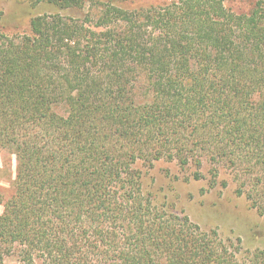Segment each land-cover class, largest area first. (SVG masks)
<instances>
[{"label": "trees", "instance_id": "1", "mask_svg": "<svg viewBox=\"0 0 264 264\" xmlns=\"http://www.w3.org/2000/svg\"><path fill=\"white\" fill-rule=\"evenodd\" d=\"M61 8L84 0H50ZM1 16V15H0ZM0 34V149L15 157L0 264H264L154 201L155 161L235 183L264 215V0L38 15Z\"/></svg>", "mask_w": 264, "mask_h": 264}, {"label": "rangeland", "instance_id": "2", "mask_svg": "<svg viewBox=\"0 0 264 264\" xmlns=\"http://www.w3.org/2000/svg\"><path fill=\"white\" fill-rule=\"evenodd\" d=\"M170 0H84L77 7L61 8L50 0H0V34L26 35L30 33L29 22L38 15H55L85 19L96 24L103 3H111L122 9L143 11L164 7ZM259 0H223L230 11L249 13ZM15 157L0 149V213L3 203L13 191ZM192 169L179 168L176 162L158 160L146 171L143 186L155 194L158 204L174 214L187 215L191 222L204 230H216L227 241L237 242L243 250L264 249V215L251 208L244 195L234 193L235 183L228 172L220 177L228 181L227 187L210 186L209 176L194 179ZM2 264H25L16 253L6 254Z\"/></svg>", "mask_w": 264, "mask_h": 264}]
</instances>
